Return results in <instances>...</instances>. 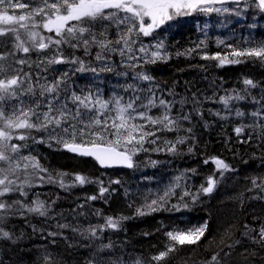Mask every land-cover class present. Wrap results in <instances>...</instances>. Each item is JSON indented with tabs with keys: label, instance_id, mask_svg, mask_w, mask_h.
<instances>
[{
	"label": "trees",
	"instance_id": "obj_1",
	"mask_svg": "<svg viewBox=\"0 0 264 264\" xmlns=\"http://www.w3.org/2000/svg\"><path fill=\"white\" fill-rule=\"evenodd\" d=\"M115 32L114 27L109 29V39L115 38ZM157 32L159 39L164 42L166 59L154 64L138 60L137 65L141 66L128 68L121 66L122 58L118 54L105 53L114 68L111 72L99 71L104 61L95 59L99 51L95 46L87 55L84 50L67 44L59 46L65 51V58L83 60L86 68L97 69L95 73L73 72L72 69L77 67L74 64L49 65L36 57L35 50L27 56L18 52L17 57L26 58L31 67L29 64L16 66L22 69L21 75L31 73L37 91L39 84H50L60 79L66 71L69 73L66 90L61 85L60 99L67 98L73 110L75 105L70 99L72 92L82 94V90L85 93L89 90L94 93L99 91L104 99L116 93L127 101L133 95V90L124 91V87L134 84L139 95H147V90L151 89L158 99H186L188 103L185 106L174 104L171 115H190V120L181 119L176 131L158 132L160 138L157 143L144 145L149 151H141L134 157L137 167L131 170H101L95 161L72 156L54 140L35 143L36 158L53 177L65 173V186L37 180L35 187L25 189L28 200L31 201L37 195L44 196L46 194L42 193L45 192L57 196L63 194L65 198L53 204L59 210L54 211V216H49V219L35 214L11 215L0 224V229L10 234V238H3L0 231V264H44L48 250L54 264H89L96 257L103 258L101 264H110L113 259L122 261V264H134L137 259H150L151 255L163 250L165 244L170 243L165 235L167 231L189 229L205 223L208 227L200 242L192 246H177L166 264H209L213 255H217L219 264H232V259L234 264H245L244 261H248L246 264H264V243H255L251 239H258L259 229L264 226V191L254 188L252 184L253 178L264 177V64L249 61L221 66L217 60L201 58L220 54L231 60L234 59L230 55L233 47H246L247 41L264 40V14L255 9L246 10V14L239 18L216 13H193L178 17ZM21 34L23 36V31ZM42 34L53 35L44 31ZM140 39L148 46L157 42L153 37L142 35ZM129 63L136 64L135 61ZM140 72L153 79H135L136 73ZM245 79H251L256 86L245 85ZM140 89L145 91L140 92ZM194 94L199 102L195 105L192 103ZM25 98L28 100V97ZM221 98L227 99V104ZM194 108H198L199 112ZM161 112L162 109L156 107L149 114L159 115ZM237 112L242 115H237ZM237 127L242 129L239 134L235 131ZM32 135L38 139L46 136L43 132H33ZM179 137L187 142L177 144L175 153L168 152L164 140L175 142ZM158 147L164 150L156 151ZM213 157L223 159L232 170L224 171L221 175L212 162ZM77 175L86 177L90 182L81 185L75 179ZM181 176L180 186L175 189V194L166 206L172 209V205L179 204L180 211L162 208L144 216L137 214V207H142L144 196L150 190L155 195ZM209 176L217 179V185L213 193L204 195L200 192V186L206 184ZM102 187L107 189L103 195L100 193ZM184 191L200 194L195 202L190 195L181 200ZM92 196L97 199H90ZM16 197L24 199L18 194ZM184 203L188 204V208H183ZM108 217L126 219H121L119 227L114 230L106 226ZM58 224H70L73 228L62 229L57 227ZM88 228L96 231V237L89 234ZM49 232H58L60 235L52 237L48 235ZM84 237H88L86 241ZM64 244L70 247L66 252L62 250ZM101 244H111V248L97 252Z\"/></svg>",
	"mask_w": 264,
	"mask_h": 264
},
{
	"label": "snow or ice",
	"instance_id": "obj_2",
	"mask_svg": "<svg viewBox=\"0 0 264 264\" xmlns=\"http://www.w3.org/2000/svg\"><path fill=\"white\" fill-rule=\"evenodd\" d=\"M249 9L264 14V0H0V36L11 34L14 37L12 50L0 54V62L7 61L8 57L12 56L15 64H29L26 58L16 57V53L22 52L27 56L30 51H44L51 45H56L55 53L47 59V64L69 63L77 65L72 69L73 72H97L96 68H86L83 60L65 58L59 46L67 44L72 48L83 46L86 55L90 54L91 47H98L95 59L104 61L99 71L114 70L105 53L118 54L122 58L121 66L128 68L141 66L129 61L143 60L145 64H154L167 58L164 42L159 39L157 32L165 24L193 13H216L239 18ZM113 27L116 29L115 38L109 39V29ZM41 29L53 35L45 36ZM141 35L153 37L157 42L150 49L140 39ZM246 43V47L232 48L230 55L234 59L230 60L228 56L221 57L220 54L204 55L201 58L217 60L221 66L225 63L240 64L249 61L264 64V40ZM137 44L139 46L135 47ZM21 72L22 69L13 68L12 64L0 63V224L11 215L35 214L39 217H48L50 205L46 206L39 198L28 200V192L25 189L35 187V181L60 183L61 187L65 186L63 182L65 173L53 177L34 155L22 152L23 148L28 147L27 141L46 143L54 140L69 152L94 158L101 167L133 169L137 167L134 157L141 151H149L144 147L146 143H157L160 138L157 136L158 132L176 131L180 127L181 119L190 120V115L182 117L171 115L174 104L179 103L183 106L188 103L186 99L180 101L158 99L151 89L147 90V95H139L136 94L137 86L134 84H127L124 87V91L133 90V95L127 101L116 93L104 99L99 91L94 93L89 90L85 93L82 90V94L72 92L70 99L75 105L73 110L69 107L67 98L60 99L61 85L65 86L64 90L67 88L69 78L67 71L60 79L50 84H39V91L33 83L31 73L25 72L21 75ZM135 79L151 81L153 77L140 72L136 73ZM38 80L39 77L37 83ZM244 84L256 86L251 79H245ZM24 97H28V100ZM221 99L227 104V99ZM192 103L194 105L199 103L195 94ZM156 107L161 108L162 112L159 115H150L151 110ZM194 110L199 112L198 108ZM237 115L242 113L237 112ZM235 131L239 134L242 129L237 127ZM33 132H43L46 136L38 139L32 135ZM184 142L183 137L177 138L175 142L164 140L166 150L170 153H175L176 145ZM155 150L164 149L158 147ZM189 150L191 151V148ZM212 162L221 175L224 171L232 170L223 159L213 157ZM205 163L208 161L205 160ZM75 179L81 185L90 182L82 175H77ZM182 179V176L176 177L173 183L158 190L155 195L150 190L144 196L142 207L136 209L137 214L144 216L162 208L180 211L179 204L172 205V209H167L166 206ZM252 184L254 188L264 191V177L253 178ZM216 185L217 179L209 176L206 184L200 186V192L210 195ZM106 191L107 189L102 187L101 195ZM200 192L191 194L184 191L180 199L191 195L195 202ZM16 194L24 199H19ZM5 197L9 199H3ZM90 199L95 200L97 197L92 196ZM183 208H188V204L184 203ZM121 219L126 218L108 217L106 226L115 230L119 227ZM57 227L69 228L71 225L58 224ZM207 227L205 223L189 229L167 231L165 235L170 243L165 244L163 250L151 255L150 259H137L134 264H166L170 254L177 250V246L197 245L204 237ZM0 231L3 238H10L8 231L2 229ZM87 231L96 237L95 230ZM80 234L83 236V232ZM48 235L56 237L60 233L49 232ZM251 239L255 243H264V226L259 229L258 239L256 237ZM110 248L111 244H101L97 252H104ZM102 259L96 257L89 261V264H101ZM44 264H54L51 253L45 255ZM110 264H122V261L114 259ZM209 264H219L217 255L211 257Z\"/></svg>",
	"mask_w": 264,
	"mask_h": 264
},
{
	"label": "rangeland",
	"instance_id": "obj_3",
	"mask_svg": "<svg viewBox=\"0 0 264 264\" xmlns=\"http://www.w3.org/2000/svg\"><path fill=\"white\" fill-rule=\"evenodd\" d=\"M13 40H14V37H12L11 34H8L6 36H0V44L3 45V46H0V54H6L10 50H12V42H13ZM73 43H75V41H73ZM138 46L139 45L137 44L136 47H138ZM56 48H57V46L56 47L54 46V47L49 48V49L44 50V51H35L36 57L39 60L47 61V59L51 58V56L55 53ZM149 48L151 49V46H149ZM77 49L78 50H84V47L80 46ZM92 49H94V47H91L89 51H91ZM60 50H61V48H60ZM62 53H63V55L65 57V54H66L65 51H62ZM22 54L25 55L24 53H22ZM137 55H138V53H137ZM17 56H18V52L16 53V57ZM135 62H136V64L139 63V61H135ZM0 63L12 64L13 68H17L18 69V66H16V64L14 63V57H12V56H9L7 61L0 62ZM68 65H70V64L68 63ZM24 99L26 100L25 97H24ZM13 142L14 143H25V142H20V141H13ZM27 144H28V147L27 148H23L22 152L24 154H31V155H34L36 157L35 143L33 141L29 140V141H27ZM42 194H46V195H44V196L37 195L35 198H32L31 200L39 198L41 201H44L46 203V206L50 205L51 206V210H50L51 213H49L48 217L49 216L53 217L54 216V214H53L54 211H58L59 210V208H54L53 204L58 202V201H62V199L64 197L62 195H58V196L57 195H51L52 192H45V193H42ZM48 217H44V218L49 219ZM247 262L248 261H244L245 264ZM234 263H235V261H234V259H232V264H234Z\"/></svg>",
	"mask_w": 264,
	"mask_h": 264
},
{
	"label": "bare ground",
	"instance_id": "obj_4",
	"mask_svg": "<svg viewBox=\"0 0 264 264\" xmlns=\"http://www.w3.org/2000/svg\"><path fill=\"white\" fill-rule=\"evenodd\" d=\"M23 68H24V67H23ZM209 72H210V71H209ZM224 88H225V87H224ZM80 90H81V89H80ZM184 106H185V105H184ZM189 106H190V105H189ZM185 109H186V108H185ZM187 110H188V109H187ZM184 135H185V134H184ZM185 142H187V141H185ZM185 142H184V143H185ZM166 155H167V154H166ZM169 158H170V157H169ZM179 160H180V159H179ZM165 162H166V161H165ZM74 182H75V181H74ZM72 183H73V182H72ZM108 185H109V184H108ZM128 185H129V184H128ZM230 185H231V183H230ZM77 186H78V185H76V187H77ZM68 187H69V186H68ZM68 187H65V188H68ZM71 188H72V190H73V187H71ZM74 188H75V187H74ZM77 188H78V187H77ZM65 190H66V189H65ZM74 190H75V189H74ZM195 191H196V190H195ZM63 192H64V191H63ZM72 192H73V191H72ZM196 192H197V191H196ZM69 193H70V192H69ZM83 193H84V192H83ZM89 194H90V193H89ZM91 194H92V193H91ZM81 195H82V194H81ZM62 196H63V194H62ZM77 196H78V195H77ZM116 197H117V196H116ZM190 197H191V195H190ZM224 197H225V196H224ZM226 197H227V195H226ZM64 198H65V196H64ZM67 198H68V197H67ZM73 199H74V198H73ZM84 199H85V198H84ZM76 200H77V199H76ZM134 200H135V199H134ZM86 201H87V200H86ZM61 202H62V201H61ZM72 202H73V201H72ZM79 202H80V201H79ZM82 202H83V201H82ZM63 203H64V202H63ZM80 203H81V202H80ZM138 203H139V202H138ZM69 204H70V203H69ZM78 204H79V203H78ZM89 204H90V203H89ZM62 205H63V204H62ZM140 205H141V204H140ZM216 205H217V204H216ZM77 206H78V205H77ZM86 206H87V205H86ZM120 206H121V205H120ZM70 207H71V206H70ZM73 207H75V205H74ZM87 207H88V206H87ZM139 207H140V206H139ZM197 207H198V206H197ZM90 208H91V207H90ZM127 208H128V207H127ZM137 208H138V207H137ZM88 209H89V208H88ZM65 211H66V210H65ZM71 211H72V208H71ZM76 211H77V210H76ZM91 211H93V210H91ZM72 212H73V211H72ZM70 213H71V212H70ZM100 213H101V212H100ZM198 213H199V212H198ZM90 214H91V213H90ZM76 215H77V214H76ZM76 215H75V216H76ZM91 215H92V214H91ZM91 215H90V216H91ZM96 215H97V214H96ZM98 215H100V214H98ZM171 215H172V214H171ZM72 216H73V215H72ZM85 216H86V214H85ZM88 216H89V215H88ZM73 217H74V216H73ZM82 217H83V216H82ZM94 217H95V215H94ZM98 218H99V217H98ZM72 219H73V218H72ZM84 219H86V217H85ZM87 219H88V218H87ZM99 219H100V218H99ZM77 220H78V219H77ZM61 221H63V220H61ZM75 221H76V220H75ZM75 221H74V222H75ZM57 222H58V221H57ZM59 222H60V221H59ZM59 222H58V223H59ZM54 223H55V222H54ZM54 223H53V224H54ZM78 223H79V222H78ZM95 223H96V222H95ZM98 223H99V222H98ZM79 224H81V223H79ZM79 224H78V225H79ZM91 224L93 225V223H91ZM69 225H70V224H69ZM85 225H87V224H85ZM88 225L90 226V224H88ZM94 225H95V224H94ZM94 225H93V226H94ZM164 225H165V224H164ZM213 225H214V224H213ZM76 226H77V225H76ZM95 226H96V225H95ZM95 226H94V227H95ZM71 227H72V226H71ZM71 227H70V229H71ZM72 228H73V227H72ZM75 228H76V227H75ZM77 228H78V227H77ZM89 228H90V227H89ZM89 228H88V229H89ZM97 228H98V227H97ZM62 229H63V228H62ZM86 229H87V228H86ZM136 229H137V228H136ZM79 230H81V229H79ZM157 231H158V230H157ZM75 232H76V231H75ZM242 233H243V232H242ZM245 233H246V232H245ZM89 234H90V233H89ZM86 235L89 236L88 234H86ZM72 236H73V234H72ZM245 236H246V235H245ZM239 237H240V236H239ZM250 237H251V236H250ZM24 238H25V237H24ZM71 238H72V237H71ZM75 238H76V237H75ZM75 238H74V239H75ZM77 238H78V237H77ZM79 238H80V236H79ZM81 239H82V238H81ZM232 239H233V238H232ZM227 240H228V239H227ZM241 240H242V239H241ZM250 240H251V239H250ZM71 241H72V240H71ZM74 241H75V240H74ZM78 241H80V239H79ZM85 241H86V239H85ZM57 242H58V241H57ZM64 242H65V241H64ZM67 242H68V241H67ZM76 242H77V241H76ZM81 242H82V241H81ZM248 242H249V240H248ZM248 242H247V243H248ZM252 242H253V240H252ZM42 243H43V242H42ZM86 243H87V242H86ZM238 243H239V241L237 242V244H238ZM87 244H88V243H87ZM235 244H236V243H235ZM237 244H236V245H237ZM42 245H44V244H42ZM59 245H60V244H59ZM238 245H239V244H238ZM32 246H33V245H32ZM40 246H41V245H40ZM40 246H38V247H40ZM44 246H45V245H44ZM71 246H72V245H71ZM256 246H257V245H256ZM256 246H255V247H256ZM36 248H37V247H36ZM69 248H70V247H68L66 244H64V246H62V250L65 251V252H66ZM41 249H42V248H41ZM47 249H48V248H47ZM73 249H74V248H73ZM263 249H264V248H263ZM62 250H61V251H62ZM258 250H259V249H258ZM71 251H72V250H71ZM244 251H245V250H244ZM247 251H248V250H247ZM252 251H253V250H252ZM38 252H39V251H38ZM42 252H43V251H42ZM74 252H75V251H74ZM245 252H246V251H245ZM248 252H249V251H248ZM254 252H256V251H254ZM45 253H46V252H45ZM48 253H49V250H48ZM68 253H69V252H68ZM70 253H71V252H70ZM241 253H242V252H241ZM252 253H253V252H252ZM258 253H259V252H258ZM258 253H257V254H258ZM43 254H44V253H43ZM69 255H70V254H69ZM71 255H72V254H71ZM73 255H74V254H73ZM247 255H248V254H247ZM247 255H245V256L247 257ZM262 255H263V254H262ZM250 256H252V255H250ZM80 257H81V256H80ZM261 257H262V256H261ZM93 258H94V257H93ZM248 258H249V257H248ZM262 258H264V257H262ZM57 259H58V258H57ZM257 259H258V258H257ZM70 260H71V259H70ZM113 260H114V259H113ZM252 260H253V259H252ZM65 262H66V261H65ZM72 262H73V260H72ZM72 262H71V263H72ZM124 262H125V261H124ZM225 263H226V262H225ZM229 263H230V262H229ZM247 263H248V262H247ZM263 263H264V262H263ZM255 264H256V263H255Z\"/></svg>",
	"mask_w": 264,
	"mask_h": 264
},
{
	"label": "water",
	"instance_id": "obj_5",
	"mask_svg": "<svg viewBox=\"0 0 264 264\" xmlns=\"http://www.w3.org/2000/svg\"><path fill=\"white\" fill-rule=\"evenodd\" d=\"M64 150L65 151H67L65 148H64ZM69 152V151H68ZM69 153H71L72 155H74V156H79V157H84V158H91V159H93V160H95L94 158H92V157H85V156H80V155H77V154H75V153H72V152H69ZM96 161V160H95ZM97 162V161H96ZM98 163V162H97ZM99 164V163H98ZM100 166V165H99ZM100 168L101 169H103V170H105V169H129V168H123V167H111V168H105V167H101L100 166Z\"/></svg>",
	"mask_w": 264,
	"mask_h": 264
}]
</instances>
